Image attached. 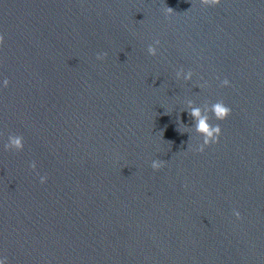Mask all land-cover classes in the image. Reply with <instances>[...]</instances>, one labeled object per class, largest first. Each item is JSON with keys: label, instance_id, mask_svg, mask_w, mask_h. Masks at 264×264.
<instances>
[{"label": "water", "instance_id": "obj_1", "mask_svg": "<svg viewBox=\"0 0 264 264\" xmlns=\"http://www.w3.org/2000/svg\"><path fill=\"white\" fill-rule=\"evenodd\" d=\"M0 264H264V0H0Z\"/></svg>", "mask_w": 264, "mask_h": 264}]
</instances>
